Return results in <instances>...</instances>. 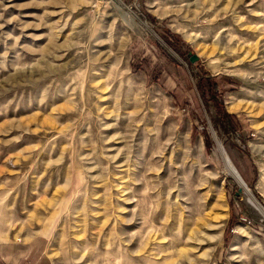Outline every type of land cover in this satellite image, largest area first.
<instances>
[{
  "label": "rangeland",
  "instance_id": "1",
  "mask_svg": "<svg viewBox=\"0 0 264 264\" xmlns=\"http://www.w3.org/2000/svg\"><path fill=\"white\" fill-rule=\"evenodd\" d=\"M223 263L264 264V0H0V264Z\"/></svg>",
  "mask_w": 264,
  "mask_h": 264
},
{
  "label": "trees",
  "instance_id": "2",
  "mask_svg": "<svg viewBox=\"0 0 264 264\" xmlns=\"http://www.w3.org/2000/svg\"><path fill=\"white\" fill-rule=\"evenodd\" d=\"M144 15L147 19L148 22H150L151 24L155 25L156 24V18L154 16H152L149 13H145ZM172 38L169 42V47L180 57L184 56V53L182 52V41L180 40V38L177 35H171ZM160 46V45H159ZM169 62L172 64L173 68L175 69H180L181 65L174 59L169 58ZM198 62H194L192 64H190V66H194V67H198ZM132 70L134 72L137 71H141L145 74L146 76V85L150 86L153 84H158L161 87H163V83H162V70L160 69V65L159 63H154L151 60L144 58L142 59L138 64H133L132 65ZM200 73V72H199ZM200 77L197 81V86H196V90L199 94V97L204 101V103H209L211 101L214 100V98L216 96L219 97V99L223 98L224 95V89L222 87V81H221V77H211L209 76L206 72H202L199 74ZM172 97H176V92L173 91L171 93ZM198 104V103H197ZM225 118H227V121L230 122V124L236 128L237 126V120H236V116L233 114H228V113H224ZM196 128L193 127L192 128V135L194 133H196ZM253 181H255V178L253 179ZM228 207H229V219L228 222L226 224V229L224 231L223 234V239H224V243L229 244L230 242V238H231V233L233 231L234 225L236 224V222H238V219L235 215L234 212V205L233 202L230 201L228 203Z\"/></svg>",
  "mask_w": 264,
  "mask_h": 264
},
{
  "label": "water",
  "instance_id": "3",
  "mask_svg": "<svg viewBox=\"0 0 264 264\" xmlns=\"http://www.w3.org/2000/svg\"><path fill=\"white\" fill-rule=\"evenodd\" d=\"M197 60H198V57H197L196 55H192V56L189 58L190 63H194V62H196ZM221 150H222V152L225 154V152H224V150H223L222 147H221ZM239 191H241V189H239Z\"/></svg>",
  "mask_w": 264,
  "mask_h": 264
},
{
  "label": "crops",
  "instance_id": "4",
  "mask_svg": "<svg viewBox=\"0 0 264 264\" xmlns=\"http://www.w3.org/2000/svg\"><path fill=\"white\" fill-rule=\"evenodd\" d=\"M235 241H236V238H235ZM235 243V242H234ZM234 243H232V245L230 246V248H229V250H230V252H229V256H232V254H233V252H231V248H232V246L234 245ZM223 264H225V263H223Z\"/></svg>",
  "mask_w": 264,
  "mask_h": 264
},
{
  "label": "bare ground",
  "instance_id": "5",
  "mask_svg": "<svg viewBox=\"0 0 264 264\" xmlns=\"http://www.w3.org/2000/svg\"><path fill=\"white\" fill-rule=\"evenodd\" d=\"M210 242H211L212 244L215 243L214 239H210Z\"/></svg>",
  "mask_w": 264,
  "mask_h": 264
}]
</instances>
